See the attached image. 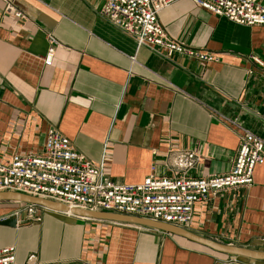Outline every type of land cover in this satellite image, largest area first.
I'll list each match as a JSON object with an SVG mask.
<instances>
[{"label": "crops", "instance_id": "0c3cea01", "mask_svg": "<svg viewBox=\"0 0 264 264\" xmlns=\"http://www.w3.org/2000/svg\"><path fill=\"white\" fill-rule=\"evenodd\" d=\"M14 4L24 19L6 15L0 0L1 164L41 154L54 127L114 182L140 184L152 173L179 175L174 158L187 151L199 158L188 176L227 173L240 135L225 118L264 139V26L237 25L177 1L160 21L172 38L219 58L201 64L139 48L100 16L103 0ZM49 35L60 43L51 65ZM23 204L0 201V219ZM39 214L40 222L21 214L17 228L0 225V251L15 246L17 264L32 255L35 264H264L196 240L264 252V163L251 186L197 204L189 225H171L183 234L45 208Z\"/></svg>", "mask_w": 264, "mask_h": 264}, {"label": "built area", "instance_id": "2783aa9c", "mask_svg": "<svg viewBox=\"0 0 264 264\" xmlns=\"http://www.w3.org/2000/svg\"><path fill=\"white\" fill-rule=\"evenodd\" d=\"M4 13L24 19L14 0H1ZM179 0H103L99 14L114 26L133 37L139 48L148 46L167 58L184 56L201 64L219 62L211 51L190 47L172 38L160 21L162 11ZM212 15L237 25L264 26V0H191ZM59 41L49 35L45 57L51 65ZM253 61L263 65L257 57ZM239 131L240 143L232 168L223 175L193 178L187 175L198 161L191 151L174 158L179 175L158 176L152 173L140 184H119L79 153L58 129L48 130L41 154L13 157L10 165L0 163V192H16L64 204L70 208L94 212H115L143 217L168 225L186 226L193 222L197 204L209 202L220 193L249 187L254 183L255 170L264 163V139L245 128L238 119L225 118ZM155 171V167L152 168ZM44 208L23 204L13 214H25L42 221ZM9 216L2 219H6ZM35 256L27 264H35ZM0 264H17V248L4 247Z\"/></svg>", "mask_w": 264, "mask_h": 264}, {"label": "water", "instance_id": "95a60500", "mask_svg": "<svg viewBox=\"0 0 264 264\" xmlns=\"http://www.w3.org/2000/svg\"><path fill=\"white\" fill-rule=\"evenodd\" d=\"M0 201H17L26 204H33L48 209L50 211L61 212V213L70 212L72 215L91 218V219L110 220V221H118V222H135V223H144V224L148 223L145 225H150L155 227L157 226L169 231H175L176 233L183 234V232L180 231L178 228H175L174 226L168 224H160L154 221H149V220L147 221L145 219L136 218L128 215L74 209L58 202H54L51 200H46L38 197H33L21 193H16V192H0ZM0 225L11 228H17L18 217L12 214L8 218L0 220ZM196 240L206 244L211 249L224 254L247 258L250 260H264V252L243 249V248L234 247L231 245H226L218 242H212L208 240L207 241L200 239H196Z\"/></svg>", "mask_w": 264, "mask_h": 264}, {"label": "rangeland", "instance_id": "374dc122", "mask_svg": "<svg viewBox=\"0 0 264 264\" xmlns=\"http://www.w3.org/2000/svg\"><path fill=\"white\" fill-rule=\"evenodd\" d=\"M32 219H33V217H32V218H29V221H31ZM54 219H57V220H58V219H60V218H54Z\"/></svg>", "mask_w": 264, "mask_h": 264}, {"label": "bare ground", "instance_id": "6f19581e", "mask_svg": "<svg viewBox=\"0 0 264 264\" xmlns=\"http://www.w3.org/2000/svg\"><path fill=\"white\" fill-rule=\"evenodd\" d=\"M67 214H71L70 212H68Z\"/></svg>", "mask_w": 264, "mask_h": 264}]
</instances>
